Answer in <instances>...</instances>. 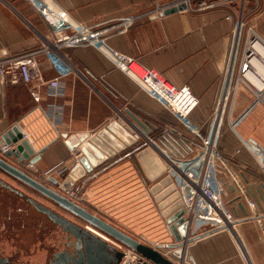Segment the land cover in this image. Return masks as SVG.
<instances>
[{
    "label": "crops",
    "instance_id": "crops-1",
    "mask_svg": "<svg viewBox=\"0 0 264 264\" xmlns=\"http://www.w3.org/2000/svg\"><path fill=\"white\" fill-rule=\"evenodd\" d=\"M50 1L56 9L67 14L69 21L99 32V40L103 38L105 44L83 42L64 47L62 52L68 65L60 70L46 54H38L39 78L30 83L20 80L17 84L0 85V136L19 123L38 149L46 147L37 163L45 171L74 153L61 133L95 135L117 118L123 119L126 125L129 122L139 125L134 120L136 117L147 125L148 133L165 146H172L180 155L190 154L189 138L177 133L185 131L183 124L117 65L111 51L138 59L175 86H189L200 100L190 118L206 134L222 87V71L226 68L234 23L242 15V0H231L206 10H181L162 16L151 12L156 1L167 5L175 0ZM41 2L50 7L49 0ZM244 5L246 16L256 20L257 26L264 24V0H245ZM229 13L234 15L232 20L226 18ZM131 18H134L133 23L123 31V21ZM64 23L63 20L48 21L27 0H0V58L40 50L44 43L53 42ZM56 76L65 87L64 95L59 97L49 94L46 85ZM31 88L40 91L41 102L31 97ZM52 103L63 106L58 123L46 116L48 105ZM232 117H240L237 134L225 123L219 149L230 158L231 169L239 173L241 184L248 189L255 208L264 215V177L260 170L259 174L253 172L258 166L252 164L253 153L264 157V103H255L254 95L242 89ZM140 146L137 141L119 150L93 173L75 182L72 188L85 192L82 205L92 213L140 242L155 247L175 240L152 191L160 178L157 181L148 178L136 154L143 149ZM237 149H241L239 154H235ZM8 160L15 162L14 158ZM72 167V162L64 165L55 177L62 182ZM223 173L228 210L237 220L256 217L240 185L232 182L227 172ZM4 175L0 171V177ZM2 191L0 187V193ZM7 208L12 211L11 207ZM3 210L0 206V233ZM236 227L247 252L239 249L232 234L220 230L187 244L184 255L192 256L194 264H264V217L242 220ZM188 229L191 237L210 227L196 221ZM11 236L0 241V253L5 256L14 255L16 247H20ZM38 246L42 245L32 244L34 252H27L31 256L26 261L36 264L34 258L42 257L43 261L37 264H49L46 249H37ZM161 251L177 264H190L186 259L173 256L174 249Z\"/></svg>",
    "mask_w": 264,
    "mask_h": 264
},
{
    "label": "built area",
    "instance_id": "built-area-1",
    "mask_svg": "<svg viewBox=\"0 0 264 264\" xmlns=\"http://www.w3.org/2000/svg\"><path fill=\"white\" fill-rule=\"evenodd\" d=\"M27 1L41 12L48 21L63 20L65 23L54 37L53 42L44 43L40 50L19 56L0 58L1 86L17 84L20 80L30 83L34 79L39 78L41 72L38 54H46L60 70L66 67L67 64L62 52L64 47L78 45L83 42L105 44L103 43V38L99 40V32H92L90 29L76 22L64 19L67 14L62 10L56 9L50 0L49 3L53 5L52 7H48V4L43 5L41 0ZM230 1L175 0L167 5H160L156 1V7L151 12L159 14L165 9L181 3L186 4L184 10L187 11L206 10L224 3L228 4ZM244 2L245 0H242L243 6ZM243 6L242 15H239V18L237 17L234 23L231 35L232 44L226 68L222 71V87L213 111L209 131L206 134L190 118L192 112L199 105L200 100L191 91L189 86H175L162 74L144 66L136 58L126 57L115 51H111V55H114L113 57H115L117 65L120 68L126 71L152 97L160 101L185 127V131H178L177 133L180 136L186 135L189 138V145L192 146V149H190L191 152L188 155H180L172 146H165L163 142L156 137H152L144 128L135 123L129 122L127 125L133 130V136L141 144L142 148L151 146L165 163V175H169L172 183L176 186V192L179 194L178 199L181 201V207L184 210V216L188 220L190 228L194 222L200 221L207 224L210 229L221 228V230L228 231L236 240L239 249L245 253L247 249L241 235L237 231L236 218L228 210L224 200L226 181L224 180L223 172H227L232 182L240 185L242 194L252 206L254 216L260 219V213L255 208V202L251 198L248 189L241 184L239 173L231 169L230 158L225 156L219 149L225 123L237 134L240 117L233 118L232 115L240 91L246 89L254 95L255 103H264V39L253 28H250L247 34H244V30L242 29L244 25ZM233 16L232 13H229L226 18L232 20ZM133 21L134 18L123 21V31ZM46 85L48 93L55 97L63 96L65 93L64 84L59 76L48 80ZM29 92L35 102H41V93L37 88H31ZM46 114L50 120L58 123L63 115V106L57 105V103L49 104ZM23 138L30 139L27 133H24ZM13 147L14 145H2L0 147V154L3 155ZM240 152L241 149H237L235 154H239ZM81 157L82 152L75 150L68 159L62 160L45 171H42L37 163L30 161H25L17 166L27 171L40 182L59 191L71 201L82 205L85 195L84 191L76 188L63 190L59 184H53L50 180L51 177L60 174L61 167L70 162L75 165L79 163ZM253 158L264 177V157L253 153ZM89 228L125 251V257L121 264H138L145 261V258L134 250L99 233V231L91 226Z\"/></svg>",
    "mask_w": 264,
    "mask_h": 264
},
{
    "label": "water",
    "instance_id": "water-1",
    "mask_svg": "<svg viewBox=\"0 0 264 264\" xmlns=\"http://www.w3.org/2000/svg\"><path fill=\"white\" fill-rule=\"evenodd\" d=\"M185 8L186 4L181 3L165 9L155 16L181 11ZM134 120L147 132L149 131L146 124L136 117H134ZM126 126V122L123 119L117 118L95 135H91L89 132L61 133L60 136L65 140L69 150H80L82 157L79 163L73 165L62 182L56 177H51L50 180L53 184H59L63 190H68L75 185V182L86 177L87 174L93 173L101 164L116 155L119 150L136 143L137 140L133 136V130ZM24 133L21 125L17 123L0 136V147L4 144L8 146L14 145L12 149L7 150L3 155L0 154V171L36 190L55 203L60 209L78 217L83 222L81 225L76 224L38 200L29 199L38 211L46 214L54 223L62 226L63 230L69 232L76 239L75 251L73 253H59L56 256L55 264H121L123 262L125 251L90 229V226L99 231V233L139 253L145 258V261L138 264H177L163 255L161 250L164 249H174L173 256L180 260L186 259L190 264H194L195 261L192 256L184 255L185 246L199 238L221 230V228H213L198 235L188 236V227L190 225L184 216L176 186L172 183L171 177L165 175L166 166L159 154L151 146H147L137 151L136 154L148 178L153 181H157L160 178L152 186V191L159 202L164 217L167 218V224L175 241L157 244L155 247L144 244L92 213L84 206L71 201L59 191L40 182L27 171L19 168L17 165L25 161L38 163L46 151V147L38 149L31 139H24ZM10 158H14L15 162L11 163L8 160ZM0 184L11 190L14 189L12 185L2 178H0ZM262 217L264 215H260L259 218ZM247 219H258V217L236 219L235 223ZM0 264L12 263L8 258L0 255Z\"/></svg>",
    "mask_w": 264,
    "mask_h": 264
},
{
    "label": "flooded vegetation",
    "instance_id": "flooded-vegetation-1",
    "mask_svg": "<svg viewBox=\"0 0 264 264\" xmlns=\"http://www.w3.org/2000/svg\"><path fill=\"white\" fill-rule=\"evenodd\" d=\"M22 185L23 186L20 189L12 185L14 189L11 190L0 184V187L3 190L2 193H0V206L2 209H4L2 212L4 218L1 225L2 232L0 233V241L5 237L10 238L12 235L15 239V242L17 241L18 245L22 247H16L15 254L12 256H5L2 253H0V255L8 258L12 264H19L17 262L19 257L24 256L27 259L29 256H31L27 252L32 251V244L35 243V245H37L39 243L42 245L40 248L43 250L46 249L48 253L47 255H49V264H55L56 256L59 253H73L75 251L74 246L76 239L69 232L63 230L62 226L54 223L46 214L38 211L34 204H32L29 200L32 198L29 196V194H27L29 191L25 189L26 187H31L25 185L24 183H22ZM7 207H11L12 211L9 212L8 209L10 208ZM56 208L57 210H54L57 212H66L60 209L57 205ZM63 216L67 217L68 219L71 218L66 214H63ZM71 216L75 217L72 214ZM75 218L79 219L78 217ZM79 222H81V220ZM75 223L79 224L77 222ZM61 246L63 247L61 248ZM40 248L39 246L37 247V249Z\"/></svg>",
    "mask_w": 264,
    "mask_h": 264
},
{
    "label": "rangeland",
    "instance_id": "rangeland-1",
    "mask_svg": "<svg viewBox=\"0 0 264 264\" xmlns=\"http://www.w3.org/2000/svg\"><path fill=\"white\" fill-rule=\"evenodd\" d=\"M256 9H257V7H256ZM243 16H244L243 17V23H244V25L242 26V29L244 30V34H247V32L249 31V29L250 28H253L254 31H256V33H258L264 39V34H263L264 33V24L257 26L256 25V20L254 21L252 18H250V15H247L246 16V11H243ZM252 164L258 166L257 165V162L255 160H254V163H252ZM254 171H256V173L259 174V172H257V171H259L258 167L254 168L253 169V172ZM3 179L6 180L8 183L14 185L15 187L19 188V189L23 186L22 183L18 182L16 179L11 178V177H9L7 175H4V178ZM25 189H27V191H29V192H27V194H29V196L32 197L33 199H36V200H38V201H40V202L48 205L49 207L57 210L56 205L52 201H50L48 198H46L45 196L41 195L40 193H38L37 191H35V190L31 189V188L26 187ZM59 213L62 214V215L63 214L68 215L69 217H71L70 219L72 221H75V222L79 223L80 225L83 224L82 221L79 222L80 221L79 219H77L75 217H72L71 214H69V213L62 212V211H60ZM62 247L63 246H61V248ZM3 249H5V248L3 247ZM8 249L10 250V248H8ZM34 259H35V263L36 264L38 263L37 261H39L40 263L43 261V258L42 257H40V258L37 257V258H34ZM17 262L19 264H26L27 261H26V258L24 256H21V257H19V259L17 260ZM27 263L31 264V262L29 260H28Z\"/></svg>",
    "mask_w": 264,
    "mask_h": 264
},
{
    "label": "bare ground",
    "instance_id": "bare-ground-1",
    "mask_svg": "<svg viewBox=\"0 0 264 264\" xmlns=\"http://www.w3.org/2000/svg\"><path fill=\"white\" fill-rule=\"evenodd\" d=\"M53 5H51L50 3V7H52ZM54 8V7H53ZM62 17V16H61ZM64 19L68 20V16L64 17Z\"/></svg>",
    "mask_w": 264,
    "mask_h": 264
},
{
    "label": "trees",
    "instance_id": "trees-1",
    "mask_svg": "<svg viewBox=\"0 0 264 264\" xmlns=\"http://www.w3.org/2000/svg\"><path fill=\"white\" fill-rule=\"evenodd\" d=\"M140 148H142V146H140Z\"/></svg>",
    "mask_w": 264,
    "mask_h": 264
}]
</instances>
